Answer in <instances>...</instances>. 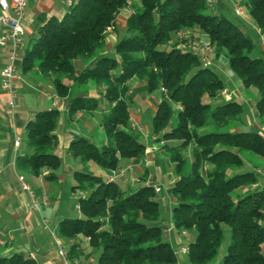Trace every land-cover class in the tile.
<instances>
[{"label":"trees","instance_id":"obj_1","mask_svg":"<svg viewBox=\"0 0 264 264\" xmlns=\"http://www.w3.org/2000/svg\"><path fill=\"white\" fill-rule=\"evenodd\" d=\"M72 0L60 18L41 19L35 39L25 50L20 69L50 82L55 95L67 99L68 116L98 110L95 89L105 102L101 126L105 140L99 146L75 137L68 153L81 164L115 171L121 160H141L146 145L131 128L125 95L133 79L143 81L148 94L161 90L152 118L153 143L167 155L174 183L172 227L192 235L188 239L190 264H212L222 247V226L229 242L221 264H264V180L255 173L264 161V136L244 131L243 108L234 100L220 101L223 82L187 47L194 37L178 42L177 34L195 31L209 41L215 62L226 65L245 90L257 94V119L264 125V61L252 57L255 44L223 13L210 11L204 0ZM130 4V5H129ZM127 6L125 36L105 52L108 29ZM256 28L264 34V0H243ZM167 47V49H165ZM82 60L76 71L73 62ZM163 89V91H162ZM181 107L177 110L175 107ZM57 110L36 113L28 124L26 146L31 153L17 156L20 174L55 179L61 167L56 154ZM161 142L166 143L160 144ZM249 164L247 172L239 170ZM77 218L59 223L57 235L71 241L69 262L94 264H177L159 218L152 186L122 190L107 179L87 172L74 173ZM84 193L85 195H81ZM79 239L87 241L84 257ZM1 250V249H0ZM0 264H37L29 255H2Z\"/></svg>","mask_w":264,"mask_h":264},{"label":"crops","instance_id":"obj_2","mask_svg":"<svg viewBox=\"0 0 264 264\" xmlns=\"http://www.w3.org/2000/svg\"><path fill=\"white\" fill-rule=\"evenodd\" d=\"M134 3L138 5L137 0ZM234 4L242 6L243 0H220L215 6V12L225 15L230 14L233 19L232 21L254 42L255 49L252 57L264 61V34L258 31L247 12L244 13L245 8L242 10V17H236L233 13ZM66 11L67 6L64 0H28L22 20L24 30L23 45L13 61L20 74V81L16 84L17 106L13 113L7 111L6 104L8 97L2 90L0 83V240L5 243L4 246L0 247V251L2 255H11L13 253L29 255L37 264H64L58 257L56 247L53 245V235H57L59 223L71 217L67 210L71 211L72 206L76 209L75 200L80 193H73L71 190L75 184L74 173H89L90 171L93 176L103 179H107L112 175V171L101 169L96 165H91V163L86 165L81 164L78 160L73 159L67 151L70 142L75 137L84 138L96 145H100L105 140L104 131L100 122L106 105L103 99L99 98L97 91L90 89L86 94L88 97L98 99L99 108L97 111L92 113L80 111L73 117H69L67 99L57 98L50 82L41 80L33 72L22 73L20 69L24 52L29 47L30 42L36 38L35 31L41 19L44 18L47 20L51 17L60 19ZM130 13L131 8L129 6L120 11L116 20L115 29H110L107 32L105 44L106 53L113 50L114 44L121 38V32H125V20ZM1 31L2 28L0 27V34ZM194 40V42L199 43L200 41H207L208 39L205 35L197 32V34H194ZM9 57L10 46H7L0 53V72L9 63ZM216 64L224 74H228L226 65L218 62ZM73 66L76 71H81L84 68V63L80 59L75 60ZM135 85L140 86V89L146 87L143 81H138ZM223 93H227L226 96ZM241 97L238 100L239 98L235 94H231L224 89L221 92L220 101L234 100L241 106L244 103H248L254 126L263 130L262 125L258 123L254 101L246 97L241 99ZM141 98L144 102L147 101L151 104L150 99L146 96L144 97L142 95ZM49 109L59 112L55 134L58 141L56 154L61 160V167L57 171L55 179L46 181L44 177L48 175L47 171H43L45 175L36 178L18 173L14 163L17 156L31 153L26 146L28 124L35 118L36 113ZM152 109L154 114L156 108L153 107ZM134 112L138 114L137 109ZM130 121L131 125L139 131L138 127L141 123L140 116L133 115L130 112ZM244 125L247 127L246 123ZM17 137L20 138L21 143L15 149L13 143ZM155 139L156 136L150 135L148 137L145 156L141 159L147 165L154 163L155 155H163V152L161 154L158 151L157 144L153 143ZM154 147L157 150L153 151ZM141 160L120 161L117 171L115 170L116 177L114 182L117 183L119 181L120 184H117L122 190L136 189L144 185L157 187V180H160L159 175L157 177L154 175L147 177L148 174L145 172V169L141 170L136 168L138 170L136 172V169L133 168V165L138 167V163ZM259 168L264 172V161L261 162ZM18 175L23 177V182L28 185L29 191L22 189ZM260 177L264 180L262 176ZM168 179V187H171L175 181L172 173L168 175ZM81 195L85 194L82 193ZM42 197L47 198L46 206L40 204ZM34 200L38 203V209H34ZM161 201H163L164 207L168 205L171 207L173 205V202H168L165 198ZM65 202H67V205L64 209L63 204ZM69 202H72L73 205L69 204ZM163 236L168 241L167 233L163 234ZM62 241L64 240L62 239ZM78 242L84 252L85 248H87V241L82 239ZM63 243L67 246V249L72 244L71 241ZM88 252L89 249L87 248L84 253ZM89 260L90 262L93 261L92 258ZM82 262L75 260L69 262V264H83Z\"/></svg>","mask_w":264,"mask_h":264},{"label":"rangeland","instance_id":"obj_3","mask_svg":"<svg viewBox=\"0 0 264 264\" xmlns=\"http://www.w3.org/2000/svg\"><path fill=\"white\" fill-rule=\"evenodd\" d=\"M134 1L132 2L133 4H135ZM129 7L131 8V6H129ZM241 8L243 10L244 6L242 5ZM131 12H132V9H131ZM208 13H213V11H208ZM244 13H246L245 9H244ZM226 16L230 20H233L232 16L230 14H226ZM188 32L190 33L189 38L194 37V34H197L196 30L195 31L191 30ZM123 36H125V32H121V38ZM193 41H195V40H193ZM200 42H202V41H200ZM194 43H197V42H194ZM165 49H167V47ZM107 55L109 57H114L113 50L111 52L107 53ZM208 58L210 61L209 68L213 72H215L218 75V77L221 79V81L223 82V86H224L225 90H227L231 94H235L239 98L238 100H240V97L242 96L241 99L246 97L247 99L254 101V103L257 101L256 91L254 89L245 90L243 88V86L241 85L239 79L233 73L229 72V69L227 66L226 67L228 69V74H224V72L219 67H217V64L215 62V59H214V56L212 54L211 49H210V52L208 54ZM137 82H138L137 79H133L132 81H130L128 83V92H127V96L125 95V100L128 103L129 111L133 115H138L141 118V123L138 127L139 131L137 130V128L133 127L132 125H131V128L140 133L141 142L144 145H147L148 137H150V135H151L152 118H153V111H152L153 109L152 108L157 107L162 93L160 90V91H155V92L148 95L146 87H144L143 89H140V86L135 85V83H137ZM142 95H144V97L146 96L147 98H149L150 99L149 101L151 104H149L147 101L144 102V100L141 98ZM242 108H243V114H242L243 122L246 123V125H247V127H245V125H243L242 129L244 131H249V132H261L264 136V125H262L263 130L260 129L259 127L254 126V123H253L254 121H253L252 115L250 113L248 103H244L242 105ZM135 109L138 110V114H136L134 112ZM258 123L261 124L259 121H258ZM165 144L166 143H164V145ZM158 148H160L159 145H158ZM160 151L162 154L161 149H160ZM169 153L170 152L163 151V155H161V156L155 155L154 163L150 164V165H147V163L145 161L141 160L140 163H138V167L133 165V168H135V169L139 168L141 170L145 169V172L148 174L147 177H149L150 175H154L156 177L158 175L160 176V180L159 181L157 180V183H156L157 187L160 189V193L156 194V198H157L158 203H159V218L156 222L152 223V225L161 227L162 230L165 231L163 233L164 234L167 233L168 243L170 244L171 248L173 249V251L176 255L177 264H190L188 261L187 254L182 251V249L187 248L190 241L188 240V238L182 237L181 232L175 231L172 227L171 211H172L173 205H171V207H170V205H168L167 207H164L163 201H161L162 199L165 198V199H167L168 202L169 201L173 202V200L170 198L169 193H168V191L170 189V187H168L169 186L168 185L169 184L168 175L172 173V168H171V166L168 165V163L166 161L167 155H169ZM91 165H94V164L91 163ZM137 169L135 170L136 172H138ZM250 169H251L250 165L245 164L244 167H242L239 171L240 172H247ZM89 174L92 175V173H90V171H89ZM117 183L120 184L119 181ZM69 204L73 205L72 202H69ZM66 205H67V202H65L63 204L64 209L66 208ZM67 211L70 214L69 216H71L69 218L79 217V215L76 213L75 207L72 206L71 211H69V210H67ZM222 231H223V235H224L223 244H222V247L220 248V251H219L217 258L215 259V261L212 264H221V258L224 255L225 248L229 242V232H230L229 227L228 226H222ZM189 235L192 237L191 234H189ZM79 240H82V239H79ZM63 242H67V240H64ZM86 249L87 248H85V250ZM80 250L83 251V249H81V246H80ZM85 250H84V252H85ZM84 254H85L84 255V257H85L87 255V253H84ZM91 258L94 262L95 261L94 256H92ZM82 263L83 264H94V263H90L89 259L83 260Z\"/></svg>","mask_w":264,"mask_h":264},{"label":"built area","instance_id":"obj_4","mask_svg":"<svg viewBox=\"0 0 264 264\" xmlns=\"http://www.w3.org/2000/svg\"><path fill=\"white\" fill-rule=\"evenodd\" d=\"M208 9L210 11H215V6L220 0H204ZM28 0H0V27L2 28L1 34H0V53L7 48V46H10V57H9V63L4 66L0 72V83L2 90L6 93L8 97L7 101V111L9 113H13L15 110L17 104H16V98H17V82L20 81V74L18 70L16 69L13 61L16 58L19 49L23 45V34L24 30L22 27V20L24 16V11L27 6ZM66 6H70L72 4V0H64ZM233 13L236 17L241 18L243 15V11L240 5L234 4L233 5ZM110 31V29L107 30V32ZM189 32L188 31H182L177 34V40L178 42H182V40H189ZM184 47H187L189 51H191L194 55H196L200 61L202 62L203 66H210V61L208 58V54L210 52V45L209 41H202L200 43H194V42H188L187 45H181ZM163 91V89H162ZM164 92V91H163ZM227 93H223L224 96H226ZM177 110H181V107L176 106ZM21 141L20 138H16L14 140L13 146L15 149H17L20 145ZM161 145L164 144V142L160 143ZM157 150L156 147H154L153 151ZM15 165V164H14ZM255 173L258 176H262L264 178V172L261 169L255 170ZM42 175H45L44 172H42ZM116 177L115 171H112V175L107 178L108 182L114 181ZM18 180L21 183L22 189L24 191H29L28 185H26L23 182V177L21 175H18ZM160 189L158 187H154V192L157 194L159 193ZM40 204L42 206L47 205V198L42 197ZM34 209H38V203L36 200L33 201ZM76 211L78 213V206L76 205ZM181 236L188 238L189 235L187 232L182 231ZM5 243L0 240V247L4 246ZM53 245L56 247V252L58 257L62 260L64 264H69V260L67 258L68 255V249L67 246L63 243L62 239L58 235H53ZM184 253L187 252V249H182ZM90 263H93L91 261Z\"/></svg>","mask_w":264,"mask_h":264}]
</instances>
